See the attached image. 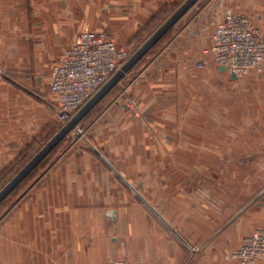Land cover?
Here are the masks:
<instances>
[{
  "label": "rangeland",
  "instance_id": "rangeland-1",
  "mask_svg": "<svg viewBox=\"0 0 264 264\" xmlns=\"http://www.w3.org/2000/svg\"><path fill=\"white\" fill-rule=\"evenodd\" d=\"M185 1L174 0V3L168 2L167 7H161L158 10L161 12L158 13L157 19L148 25L136 40L132 41L138 32L132 37L131 52L134 54ZM220 1L199 0L187 16L183 17L168 35L160 40L153 50H150L151 52L141 60V63L135 66L130 75L120 82L122 84L119 83L112 94L96 106L93 114L86 120H82V125L88 128L85 137L80 138L78 142L73 141L72 138H65L50 158L37 168L32 178L26 180L17 193L2 204L0 207V264H105L102 255L103 251L108 249H103L102 243L112 229L109 222L106 223L107 217L103 214L108 210L106 203L114 205L118 202L55 199L53 192L62 185L56 183L49 185L48 182L51 181L50 179L56 181L55 176L53 177L55 174H59L60 179V164L74 160L79 162L94 160L101 163L102 167L91 168V171L99 175L105 169L113 177L121 180L85 139L93 137L92 132L96 129L94 127L103 119L109 105L127 101L130 106L137 105L134 91L142 79L141 72L144 79L155 80L159 79V72L167 74L166 78L170 82L167 97L169 104L174 108L176 119L174 142L177 147L184 145L183 151L178 149L172 153L173 157H169L177 166L159 168L157 169L159 175L176 177L175 183H170L179 188L178 194L185 193L181 198L200 202L204 213L216 215V222L218 223V218L221 219L224 227L225 223L238 213V219L232 227L233 232L230 233L225 229L222 238L224 242H232L233 245L231 250L228 249L230 250L227 253L228 260H232L233 264H248L239 259H230L228 255L233 250L239 249L244 244V239L251 233L264 229V224H257V220L264 217V87L258 83L264 82V71L251 73L237 81H232L228 73L218 71L215 63L204 51L200 54L192 53L188 59L172 56V49L178 45L181 39L179 37L183 32L189 30L187 28L190 23L198 17L202 18L210 10H214L217 14L208 28H215L221 18L218 7ZM148 21L141 29L147 25ZM85 28L91 29L88 26ZM2 35L4 37L0 35V53L6 56H0V67L4 70L6 77L22 79L27 77L23 75L24 73H18L13 69L11 65L13 57L9 53L10 49H7L11 42L8 34ZM209 44L210 41L204 45V49L209 47ZM169 54L173 60L168 59ZM165 65H171L168 72L165 70L167 69ZM149 67L151 69L146 71ZM28 76L35 78L37 74L29 72ZM4 79L6 78L0 81ZM33 85L32 92L45 98V101L49 99V85L43 77L36 79ZM41 97L40 99L32 97L31 104L35 107L32 106L31 117L44 116L45 124L35 125V129L36 126L39 128L32 130L34 136L32 134L28 141L23 142L24 146H21L11 159L0 167V191L15 177V173L27 165L52 139L55 132L62 128L57 112L54 113L55 107L54 111H51L48 106L44 107L40 103L43 102ZM43 107L45 112L42 111ZM37 112H39L38 115H36ZM182 130L184 133L181 132ZM9 140L7 143L12 145V141ZM13 143L16 142L13 141ZM109 146L104 145V150L110 151L116 148ZM134 158L135 154L132 153L129 156L125 152H122L120 156L114 153L111 162L117 165L122 159ZM68 165L71 166V164ZM77 169L82 170L79 167L75 168L76 177L79 176ZM67 176H71V173ZM47 180L49 181L45 183ZM49 190H52L51 194L39 195ZM131 195L134 194L131 192ZM133 198L141 206L148 208L138 197L134 195ZM154 202L161 204L162 208L169 206V210L173 211L177 220L176 228L182 230L180 234L192 245L187 247L170 231L186 251L185 264L188 261H190L188 264L199 262L198 259L204 254L202 249L205 241L202 237L195 238L184 232V216L181 214L183 209L176 204L178 201L155 200ZM175 206L177 208H174ZM61 207L62 212L58 210L59 215L54 214L55 209ZM64 210L71 214L61 215L64 214ZM74 210L75 213L72 214ZM190 212L193 213L194 210ZM252 224L257 226L254 228ZM61 227H65V231ZM56 228L59 229L56 230ZM166 230L168 231L167 227ZM92 237L95 240L94 248L86 246ZM77 244L78 247H72ZM93 252L95 259L91 260ZM190 257L192 259L188 260ZM255 264H264V261H258Z\"/></svg>",
  "mask_w": 264,
  "mask_h": 264
},
{
  "label": "crops",
  "instance_id": "crops-1",
  "mask_svg": "<svg viewBox=\"0 0 264 264\" xmlns=\"http://www.w3.org/2000/svg\"><path fill=\"white\" fill-rule=\"evenodd\" d=\"M168 2L174 3V0H0V35L4 37L2 34L5 33L9 36L11 44L7 49H10L9 53L13 57L11 64L13 69L27 76L23 79L7 76L0 81V167L24 146L23 142L28 141L32 134L34 136L32 130L35 129V125L45 124L44 116L31 117L32 106L35 107L31 104L32 97L39 99L41 97L32 92L31 87L40 77H43L46 84L49 82L52 64L62 57L67 44L73 41L83 28L88 26L93 30L107 31L120 46L131 45L130 41L136 32ZM235 6L238 10L251 15L255 23L264 29V0H236ZM216 14L214 10H210L202 18L198 17L192 21L187 28L189 30L179 35L181 38L178 41L179 46L172 49V56L188 59L192 53L200 54L204 51V45L209 41L211 44L214 28H208V25L212 24ZM0 56L6 55L0 53ZM168 59L173 60L170 54ZM170 66H164L167 72ZM217 68L220 73H226L220 71L221 67ZM150 69L149 67L146 71ZM29 72L36 73L37 76L35 78L28 76ZM159 75V79L155 80L144 79V75L141 74L142 79L134 91L137 105L130 106L129 101L109 105L103 119L94 127L96 129L92 132L93 139L87 138V141L99 149L110 162L114 153L116 156H120L122 152L128 156L131 153L135 154L134 159H119L117 165L111 162L135 190L124 179L118 176L121 179L119 181L105 169L99 175L91 171V168L102 167L101 163L94 160L63 162L59 165L60 179L59 174H55L53 175L55 182L50 179L51 181L47 180L45 183L49 181V185L51 183L62 185L60 190L56 188L53 192L55 199L118 202L114 205L106 203L108 210L103 214L107 217L106 223L109 222L112 229L102 243L103 249H108L104 250L102 255L105 264L123 260L148 264L186 263V251L173 234L179 239L180 237L169 227L170 225L181 235L182 230L176 228L175 214L169 210V206L162 208L163 206L155 203V200L178 201L176 204L183 209L181 214L184 216V232L195 238L204 239L202 249L204 254L198 259L199 262L194 263L233 264L234 262L227 258V253L233 248L232 242H224L222 234L225 229L233 232L232 227L238 219V213L227 221L224 227L221 219L218 218V223L216 222V215L204 213L200 202L181 198L185 193L178 194L179 188L171 185L175 183L176 177L159 175L157 170L177 166L169 157H173L172 153L178 149L184 150V145L177 147L174 142L175 111L167 97L170 82L166 78V73L164 75V72H159ZM237 80L232 78V81ZM258 83L264 87V82ZM48 97L46 101L41 97L43 102L40 103L54 111L55 101L49 93ZM93 110L89 116L96 109ZM39 126H36L35 130ZM181 132L184 133V130ZM8 140L12 141V145L7 143ZM107 144L111 148L113 146L116 148L104 150V145ZM78 167L82 170L77 169L79 176L76 177L75 168ZM70 173L71 176H67ZM47 192L39 195L51 194L52 190ZM131 192L142 202L149 201L154 209L146 202L144 203L148 208L141 206ZM61 209L62 207L55 209L54 214L59 215L57 212L58 210L62 212ZM191 210L194 212H190ZM63 213L61 215L71 214L67 210ZM74 213L75 210L72 214ZM257 222L258 225H263L264 217L259 218ZM252 226L255 228L257 225ZM180 241L187 247L191 245L188 240L186 242L189 246L182 239ZM86 246L95 247L93 237L88 240ZM72 247H78V244ZM91 258L95 259L94 252ZM191 259L190 257L188 260Z\"/></svg>",
  "mask_w": 264,
  "mask_h": 264
},
{
  "label": "built area",
  "instance_id": "built-area-1",
  "mask_svg": "<svg viewBox=\"0 0 264 264\" xmlns=\"http://www.w3.org/2000/svg\"><path fill=\"white\" fill-rule=\"evenodd\" d=\"M235 1L218 2L221 18L215 25L211 44L204 49V53L215 65L224 67L226 73L236 75L239 79L263 71L264 29L255 23L251 15L238 10ZM131 48L130 45L120 46L107 31L88 28L81 30L66 46L62 57L52 64L48 82L49 93L55 101L56 115L62 126L131 58ZM4 77L6 78V74L0 67V79ZM87 131L88 128L81 121L66 138L78 142L85 137ZM244 241L228 257L248 264L264 261V229L254 231ZM111 264L148 263L123 260Z\"/></svg>",
  "mask_w": 264,
  "mask_h": 264
},
{
  "label": "water",
  "instance_id": "water-1",
  "mask_svg": "<svg viewBox=\"0 0 264 264\" xmlns=\"http://www.w3.org/2000/svg\"><path fill=\"white\" fill-rule=\"evenodd\" d=\"M199 0H186L154 33L151 37L131 56V58L117 71L110 80L101 87V89L67 122L57 134L25 165L15 177L0 191V204L25 180V178L60 144L75 128L118 84L119 82L132 71L135 66L150 52V50L181 20L184 15L198 2ZM220 71L225 72V68L221 67ZM234 80L238 79L236 75H232ZM90 147L106 162L116 174L124 179L118 170L111 162L90 142L87 141ZM124 181L128 183L124 179ZM129 186L133 188L130 184ZM134 189V188H133ZM135 190V189H134ZM136 192V191H135ZM146 204L154 209L146 200ZM157 212V211H156ZM163 219L160 214H158ZM166 222V221H165ZM167 223V222H166ZM168 224V223H167ZM169 225V224H168ZM169 227L177 234L180 239L188 246L186 240L177 233L170 225Z\"/></svg>",
  "mask_w": 264,
  "mask_h": 264
},
{
  "label": "trees",
  "instance_id": "trees-1",
  "mask_svg": "<svg viewBox=\"0 0 264 264\" xmlns=\"http://www.w3.org/2000/svg\"><path fill=\"white\" fill-rule=\"evenodd\" d=\"M163 7H167V5L165 4ZM192 8H193V7H192ZM192 8H191V9H190V10L184 15V17L187 16V14L192 10ZM159 12H161V10H160V11H157V13H155V14L151 17V19L148 21L147 25H146L143 29H140V31H138V33L134 36V38L132 39V41L136 40V38H137L138 36H140V35L143 33V31L145 30V28H147L148 25H151L152 22H154V20L157 19V16H158V13H159ZM180 21H181V20H179L178 23H179ZM178 23H177V24H178ZM177 24H176V25H177ZM176 25H175V26H176ZM175 26H174V27H175ZM174 27H173V28H174ZM173 28H172V29H173ZM172 29H171V30H172ZM171 30H170V31H171ZM170 31H169V32H170ZM169 32H168V33H169ZM168 33H167L164 37H166V36L168 35ZM164 37H163V38H164ZM163 38H162V39H163ZM162 39H161V40H162ZM132 43H133V42H132ZM155 46H156V45H155ZM151 50H153V48H152ZM150 52H151V51H150ZM150 52H149V53H150ZM149 53H148V54H149ZM148 54H147V55H148ZM147 55H146V56H147ZM140 63H141V61L136 65V67H137ZM136 67H135V68H136ZM114 89H115V88H114ZM114 89H113V90H114ZM113 90H112V91H113ZM112 91H111V92H112ZM111 92H110L107 96H109V95L111 94ZM107 96H106V97H107ZM106 97H105V98H106ZM105 98H104V99H105ZM89 114H90V113H89ZM89 114H88V115L85 117V119H83V120H86V119L89 117ZM62 127H63V126H62ZM57 132H58V131H57ZM57 132H55V134H56ZM55 134H54V135H55ZM54 135H53V136H54ZM53 136H52L51 138H53ZM62 142H63V141H62ZM62 142H61V143H62ZM61 143H60V144H61ZM60 144H58V145L55 147V149H54V150H53V151H52V152H51V153H50V154H49V155H48V156H47V157H46V158H45V159L39 164V165H38V167H36V168H35V169H34V170H33V171H32V172H31V173L25 178V180H24V181H23V182H22V183H21V184H20V185H19V186H18V187H17V188L11 193V194H10V195H9V196H8V197H7L2 203H1V204H0V207L2 206V204H3L4 202H6V201L8 200L13 194H16V193H17V191H18V189L20 188V186H21L22 184H24V182H25L26 180L32 178V176L34 175V173H35V171L37 170V168H39L42 164H44V163L50 158V156L56 151V149L60 146ZM29 160H30V159H29ZM29 160H28V161H29ZM23 166H24V165H23ZM16 174H17V172L15 173V175H16Z\"/></svg>",
  "mask_w": 264,
  "mask_h": 264
}]
</instances>
